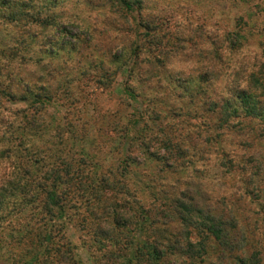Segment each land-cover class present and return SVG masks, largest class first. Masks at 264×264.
I'll list each match as a JSON object with an SVG mask.
<instances>
[{
	"label": "trees",
	"instance_id": "1",
	"mask_svg": "<svg viewBox=\"0 0 264 264\" xmlns=\"http://www.w3.org/2000/svg\"><path fill=\"white\" fill-rule=\"evenodd\" d=\"M91 1L94 0H87ZM97 1L110 8L111 14L118 19H111V23L117 24L118 34L101 54L96 49L104 38L100 36L101 32L77 19L63 18L65 0H0V16L22 25L20 40L28 47L39 41L43 52L68 54L71 60L76 55L78 63L91 56L92 64L104 72L102 76H95L101 87L117 85L115 75L127 68L128 76L119 83L124 86V101H128V105L140 104L144 96L134 86V79L139 77L149 87L156 82L160 88L163 87V76H134V71L162 74L169 57L167 43L170 41L164 43L166 35L158 32L154 19L142 14L143 6L138 5V1ZM134 12L139 14L138 22L130 20ZM237 37V33H223L213 50H200L197 56L200 75L178 76L175 80L180 83L176 87H181L182 91L172 101L174 110L182 109L176 99L186 97L201 107L202 113L210 115L218 130L239 117L264 121L263 69L251 66L242 72V76H222L228 81L226 90H211L221 76L211 78L206 73L208 69L218 71L220 66V70L224 69L222 62L228 56L227 52L239 46ZM195 39L200 45H194ZM208 39L210 36L206 33L196 36L183 30L176 40L179 41L177 47L188 56L197 51L198 46L202 49L203 41ZM92 47L93 52H86ZM113 48L120 52L112 55ZM205 52L207 58L203 57ZM74 77L80 76H67L66 82ZM16 84L22 88L21 94L13 88ZM61 84L50 74L41 73L35 79L19 78L17 82H11L10 91L7 90L11 99L28 105L14 112L16 117L22 113V119L15 128L14 118L0 141L4 143L0 148V161L6 162L0 176V229L5 230L10 219L23 216L20 228L8 234L10 243L16 242L22 247L16 261L20 264H78L76 247L65 239L66 220L71 218L68 206L73 200L86 207L89 214L83 222L90 221L93 242L100 250L105 249L93 258L92 264H198L206 261L211 250L217 254L210 260L213 264H264V218L254 208L253 188H244L239 198L217 201L195 179L189 178L172 192L165 189L152 191L156 200L146 207L140 199L130 202L125 198L131 193L113 172L109 175L89 174L87 165L79 171L74 167V160L63 155L64 150L60 148V153L55 154L48 153L51 148L30 150V137L47 128L46 115L42 112L55 98ZM135 110L139 117L128 123L127 129L141 132L140 120L146 118L148 110ZM149 119H159V114ZM57 133L52 136L64 137ZM148 144L142 142L140 146ZM194 145L186 136L175 144L169 140L165 146L166 154L156 160L176 171L185 163L184 158ZM260 169L261 165L249 176L259 175ZM5 246L0 241V250Z\"/></svg>",
	"mask_w": 264,
	"mask_h": 264
},
{
	"label": "rangeland",
	"instance_id": "2",
	"mask_svg": "<svg viewBox=\"0 0 264 264\" xmlns=\"http://www.w3.org/2000/svg\"><path fill=\"white\" fill-rule=\"evenodd\" d=\"M132 1H138V5L143 6L144 16L154 19L158 32L166 35L164 43L170 41L167 43L169 57L162 74L134 71V76H163V87L160 88L156 82L149 87L139 77L134 79V86L144 96L140 104L128 105V101H124V86H119V83L125 81L124 76H128L127 68L115 75L117 85L101 87L96 83L95 76H102L104 72L98 65L92 64L91 56L78 63L76 55L71 60L68 54L43 52L39 41L28 47L20 40L22 25L0 16V141L9 123L16 118L14 126L17 128L22 119V113L16 117L14 112L28 107L27 103L9 97L11 82H17L22 77L35 79L41 73L50 74L62 84L46 111L42 112L46 115L47 128L30 137V150L46 151L51 148L48 153L55 154L60 153V148L64 150L63 155L67 154L74 160V167L79 171L87 165L89 174L109 175L113 172L131 193L125 198L130 202L140 199L146 207L156 200L152 191L165 189L172 192L189 178L195 179L217 201L239 198L244 188H253L254 208L264 218V121L239 117L218 130L210 115L202 113V108L186 97L176 99L181 105L180 111L173 109L172 102L182 91L181 87H176L180 83L175 80L178 76H199L201 71L197 69V56L200 50H213L219 45L218 40L223 33H237L239 46L227 52L228 56L222 62L224 69L220 70L221 66L218 71L208 69L207 76H221L216 78L211 90H226L228 81L222 76H242V72L248 71L251 66L264 71V0ZM65 2L63 18L77 19L96 27L102 34L100 36L104 37L96 49L98 54L105 52L118 34L117 24L111 23L116 16L111 14L110 8L98 4L97 0ZM130 20L138 22V12L131 14ZM183 30H189L196 36L206 33L210 40L203 41L202 49L198 46L197 51L185 56L187 53L177 47L179 41L176 40ZM194 42V45H200L198 39ZM92 49L86 52L91 53ZM119 52L120 49L113 48L111 54ZM203 57H208L207 52ZM65 60H68L67 63ZM67 76L80 77L66 82ZM13 88L22 93L17 84ZM168 96H171L170 99ZM136 108L148 110L146 118L140 120L141 132L127 129L128 123L139 117ZM156 114H159V119H149L151 116L155 118ZM57 132L64 134V139L52 136ZM185 136L192 141V145H196L187 153L182 167L173 171L156 160V157L166 154L165 146L169 140L175 144ZM142 142L149 144L142 147ZM3 144L0 142V148ZM97 163L99 165H95ZM259 165L261 173L249 176ZM5 166L6 162L0 161V176ZM69 206L71 218L66 220L65 239L76 247L78 264H92L93 258L105 249L100 250L93 242L90 221L83 222L89 214L86 207L73 200ZM22 221L23 216L10 219L5 224L6 229H0V241L8 247L0 250V264H20L16 259L21 255L22 247L19 243H10L8 234L19 229ZM107 245L111 246L110 243ZM216 255L215 250H211L206 261L198 264H213L210 260Z\"/></svg>",
	"mask_w": 264,
	"mask_h": 264
}]
</instances>
